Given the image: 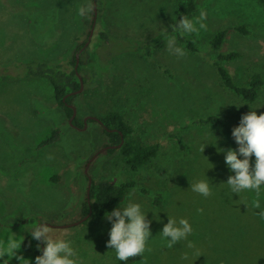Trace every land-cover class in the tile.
<instances>
[{
	"label": "rangeland",
	"instance_id": "rangeland-1",
	"mask_svg": "<svg viewBox=\"0 0 264 264\" xmlns=\"http://www.w3.org/2000/svg\"><path fill=\"white\" fill-rule=\"evenodd\" d=\"M184 1L99 0L93 36L97 38L102 30L126 42L149 39L174 21ZM196 2L191 18L204 9L206 27L197 26L196 33L186 34L194 41V51L176 39L185 50L182 57L170 53L166 42L152 56L123 50L126 47L116 41L121 51L108 59L104 50L94 51L98 39L83 49L88 82L76 98L77 116L99 117L117 110L133 125L134 136L146 144H161L157 157L137 171L125 167L119 151L91 160L108 142L103 126L97 120L86 129L71 125L47 79L0 82V219L9 224L0 227V237L12 230L28 240L26 228L33 222L61 225L79 220L87 200L85 167L90 162L93 181L119 175L148 190L131 189L121 203L132 193L145 210L160 211L163 218L155 219L149 210L153 236L132 264H264V219L252 207L258 200L264 208V189L259 196L231 194L222 182L231 173L224 154L217 150L237 147L232 128L250 110L249 104L260 106L258 114L264 112V90L255 102H247L223 85L214 65L219 53L239 51L241 57L222 63L238 84L256 72L264 74V8L257 0ZM84 4L92 10L81 17L78 8ZM94 9V0H0V64L15 57L72 60L91 29ZM240 24L250 33L231 30L219 50L211 46L219 29ZM212 114L223 123H195ZM57 127L62 128L61 138L39 148ZM205 173L212 182L207 197L189 187L197 179H209ZM158 193L164 196L160 206L154 204ZM167 213L186 217L193 229L186 240L171 247L158 233ZM25 218L34 221L15 225ZM49 227L54 235L72 241L80 264H116L114 250L106 245L111 222L105 216L69 227ZM18 254L33 261L38 255L22 246ZM9 264L18 261L13 257Z\"/></svg>",
	"mask_w": 264,
	"mask_h": 264
},
{
	"label": "trees",
	"instance_id": "trees-1",
	"mask_svg": "<svg viewBox=\"0 0 264 264\" xmlns=\"http://www.w3.org/2000/svg\"><path fill=\"white\" fill-rule=\"evenodd\" d=\"M99 1V0H96ZM258 3L264 8V0H257ZM198 5L196 0H185L175 13V19L173 22L169 23L164 31L152 36L146 40L137 41H121L110 37L108 33L100 31L99 36L92 37L91 42L87 46L88 48L95 43L98 39V46L94 51H102L107 55L108 59L119 50L121 46H118L117 42L122 43L126 48L123 50L130 51L128 49H133L134 51H140L147 56H152L154 51L161 46L167 39L175 37L178 41L184 43L187 48L191 51L195 50V44L192 39L182 35L179 31L175 30V20L181 16H188L191 18L193 13L197 10ZM231 30L240 32L241 34H249V30L246 25H233L227 26L219 29L211 38V46L219 50L223 43L225 42L228 33ZM90 32V31H89ZM89 33L86 40L78 47L77 52L84 46L88 39ZM132 47V48H128ZM86 48V47H85ZM84 48V49H85ZM121 51V50H119ZM76 52V53H77ZM83 51L80 53V62L78 65V71L82 75L85 84L88 82V76L84 71L85 61L81 59ZM242 56L239 51H228L219 53L216 60H214V65L217 68L218 74L222 80L223 85L230 91L236 93L243 100L247 102H255L259 97L260 93L264 90V74L256 72L250 76L244 83L238 84L230 71L222 65L223 62L232 61ZM76 55L72 60L61 61V60H46L38 57L32 58H21L15 57L6 59L0 64V82H5L13 79H23V78H45L47 79L54 88L55 98L58 105L63 107L68 118L73 113V109L70 108L69 104H74L77 107L76 98L81 95V93H74L80 88V78L76 72ZM66 96L65 100L63 99ZM102 120L103 130L107 136L108 142L103 146L113 145L101 151L98 155H111L116 151H119V155L125 165V167L137 171L146 165H148L160 152V143H144L139 137L134 136L133 125L126 120L124 115L117 111L111 110L104 116H99ZM95 121L90 119L89 122ZM84 119L76 116L73 120L74 124L82 125ZM195 123L208 124L216 123L222 124L223 120L219 115H208L206 117L199 118ZM116 129V130H110ZM122 133V134H121ZM62 128L57 127L51 131V133L45 137L40 143L39 148L44 147L49 144L57 142L62 136ZM123 140V141H122ZM119 147L117 145L121 144ZM117 177H109L102 179L98 182L93 181L90 189V204L88 199L83 204L82 217L85 216L90 209L92 210L91 216L82 223H87L91 218H101L105 216V212L111 210L112 208L118 206L119 202H122L127 193L134 188H138L144 193H148V190L144 187H139L138 183L133 178H121L119 175ZM59 176H55L54 179H59ZM164 196L162 193L156 194L154 198V204L160 206L163 203ZM32 220L21 219L18 223L32 222ZM9 226L0 219V227ZM38 242L33 240L31 237L28 240H23L22 248L26 251L40 254L39 250L36 248ZM42 243V242H41ZM141 258V254L133 257H129L127 261H116V264H132Z\"/></svg>",
	"mask_w": 264,
	"mask_h": 264
},
{
	"label": "clouds",
	"instance_id": "clouds-1",
	"mask_svg": "<svg viewBox=\"0 0 264 264\" xmlns=\"http://www.w3.org/2000/svg\"><path fill=\"white\" fill-rule=\"evenodd\" d=\"M91 10L90 4H84L78 8V15L84 17ZM206 16L207 12L204 9H201L199 16L196 17L181 16L175 20V30L182 35L196 33L198 27L199 29L206 27L204 23ZM166 47L170 53L178 57L185 55V50L177 45L175 37L167 39ZM235 105L239 107L242 104ZM249 105L250 110L241 115L239 124L231 131L237 147L217 149L224 154L225 164L231 173L227 180L222 182L231 194H237L239 197L244 192H255L259 196L264 189V112L258 114L257 108L260 106L254 108ZM261 105H264V102ZM217 140L211 144H217ZM209 143L202 146V152ZM211 185L210 178H201L191 182L189 187L193 192L207 197L211 194ZM252 207L259 209L256 214L264 219V208H261L258 200L253 201ZM149 210L153 212L155 219L162 221L163 218L159 216L160 211L145 210L142 204L135 200L133 194L129 193L126 202H119L118 206L105 212L106 219L111 222L106 245L114 250L117 260L127 261L129 257L145 252L149 238L153 236L151 221L147 219ZM167 214V222L163 223L158 233L160 240L171 247L179 241L186 240L193 229L186 217ZM26 229L30 232L31 238L38 242L36 248L40 254L35 256L34 261L30 257L18 254L24 236L10 230L6 236L0 237V264H9L13 257L18 264H80L72 241L63 238L62 235H54L47 220L33 222L32 226ZM189 247H191L190 241Z\"/></svg>",
	"mask_w": 264,
	"mask_h": 264
},
{
	"label": "water",
	"instance_id": "water-1",
	"mask_svg": "<svg viewBox=\"0 0 264 264\" xmlns=\"http://www.w3.org/2000/svg\"><path fill=\"white\" fill-rule=\"evenodd\" d=\"M94 4H95V16H94V19H93V22H92V26H91V29H90V32H89V36H88V39H87V41H86V43L84 44V46L82 47V48H80V50L76 53V65H75V68H76V72H77V74H78V76H79V78H80V82H81V84H80V88L77 90V91H75L74 93H81L83 90H84V88H85V82H84V79H83V77H82V75L79 73V71H78V65H79V62H80V53L83 51V49L85 48V47H87L88 45H89V43L91 42V39H92V37H93V34H94V30H95V27H96V23H97V1L96 0H94ZM65 98H66V96L63 98L64 100H65ZM67 105H69L70 106V108H72L73 109V113H72V115L70 116V118H69V122H70V124L71 125H73L74 123H73V120H74V118L77 116V107L74 105V104H69V103H67ZM94 119V120H97L98 122H100L101 124H103V122H102V120L100 119V117H98V116H92V115H89V116H87V117H85V123H87V120L88 119ZM110 130H116V129H110ZM122 134V133H121ZM123 141V140H122ZM122 145V143L121 144H119V145H117V146H121ZM113 145H108V146H105V147H103L102 149H100L92 158H91V160L93 159V158H95L101 151H103L104 149H106V148H108V147H112ZM90 160V161H91ZM89 163L90 162H88V164L86 165V167H85V172H86V174H87V176H88V188H87V199H88V203L90 204V189H91V186H92V183H93V179L91 178V176L89 175V173H88V166H89ZM91 214H92V210L90 209V211L85 215V216H83V217H81L79 220H76V221H74V222H72V223H68V224H61V225H56V224H51V223H48V225H50V226H55V227H69V226H73V225H78V224H80V223H82V222H84L85 220H87L90 216H91Z\"/></svg>",
	"mask_w": 264,
	"mask_h": 264
},
{
	"label": "flooded vegetation",
	"instance_id": "flooded-vegetation-1",
	"mask_svg": "<svg viewBox=\"0 0 264 264\" xmlns=\"http://www.w3.org/2000/svg\"><path fill=\"white\" fill-rule=\"evenodd\" d=\"M84 119H85V118H84ZM89 120H90V118L87 120V123H85V120H84V122H83L82 125H77V124H73V125H74L75 127H77L78 129H86L87 126H88ZM92 120H93V119H92Z\"/></svg>",
	"mask_w": 264,
	"mask_h": 264
}]
</instances>
